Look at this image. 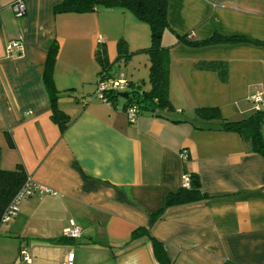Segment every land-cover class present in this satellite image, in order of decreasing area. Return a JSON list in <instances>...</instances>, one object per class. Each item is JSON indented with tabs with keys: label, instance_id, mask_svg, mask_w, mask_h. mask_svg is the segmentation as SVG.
<instances>
[{
	"label": "crops",
	"instance_id": "obj_1",
	"mask_svg": "<svg viewBox=\"0 0 264 264\" xmlns=\"http://www.w3.org/2000/svg\"><path fill=\"white\" fill-rule=\"evenodd\" d=\"M15 1L0 0V167L21 164L43 190L1 225L0 264H27L22 250L30 264H63L68 253L73 264H162L147 234L132 238L137 228L161 244L167 264H264V157L249 140L221 130L223 120L255 112V92L264 99V0H167L161 40L170 53L174 111L165 119L142 113L134 122L124 102L113 107L93 97L94 52L103 46L113 67L117 41L133 52L146 49L149 27L118 8L55 13L62 0H23L25 14L16 18ZM216 34L261 45L179 40ZM15 40L22 50L7 53ZM53 42L54 105L67 116L64 130L52 119L43 80ZM198 61L224 62L226 80L196 69ZM198 108H214L219 117L199 118ZM183 175L196 177L209 198L168 207L151 223ZM70 222L81 229L79 239L63 238Z\"/></svg>",
	"mask_w": 264,
	"mask_h": 264
},
{
	"label": "trees",
	"instance_id": "obj_2",
	"mask_svg": "<svg viewBox=\"0 0 264 264\" xmlns=\"http://www.w3.org/2000/svg\"><path fill=\"white\" fill-rule=\"evenodd\" d=\"M96 7L118 8L131 13L139 22L146 24L150 31V43L146 49L137 51L144 53L148 58V83L149 88L144 90L142 82L128 83V97L124 99L123 110L128 107H136L139 115L148 113L157 118L165 119L166 113L173 112L174 109L169 101V62L170 53L168 47L161 45L162 33L168 29L167 22V0H62L61 4L54 9L55 13H87L95 10ZM190 46H201L209 43H243L250 42L261 45L257 42H252L243 37H221L214 35L208 40L200 42H191L186 38H180ZM117 60L127 59L128 54L127 44L123 39L117 41ZM58 53V46L52 43L46 57L43 80L45 87L49 93L52 103V119L64 130L68 122L67 116L63 114L54 103L57 99L55 84L53 80V67ZM94 59L99 70L97 72V80H115L112 77L111 65L108 63L106 49L100 46L94 52ZM195 68L199 70L217 71L221 81L226 80V66L221 61H198L195 63ZM96 80V84H97ZM118 91H108L105 97L111 106H116L119 95ZM195 114L199 118L206 120L216 119L219 117L218 111L214 108L196 109ZM264 123V110L255 111L246 119L236 122L223 120L221 130L234 132L242 138L249 140L251 151L264 157V138L261 135V126ZM6 144L9 148H13V142L8 133L4 135ZM1 156V150H0ZM29 178L25 169L21 164H16L11 170H4L0 167V227L3 224V217L7 210L11 207L13 201L23 187L27 184ZM190 187L171 190L164 198L163 206L150 215L152 223L159 214L166 208L189 204L201 200L208 199L205 193L201 191L199 181L196 177L190 176ZM140 234H147V240L153 247L156 258L167 264L163 254L161 244L154 238L148 235V231L144 228H137L132 233V238L138 237ZM65 239L66 238L63 236ZM74 240V239H71ZM230 264V263H225Z\"/></svg>",
	"mask_w": 264,
	"mask_h": 264
},
{
	"label": "built area",
	"instance_id": "obj_3",
	"mask_svg": "<svg viewBox=\"0 0 264 264\" xmlns=\"http://www.w3.org/2000/svg\"><path fill=\"white\" fill-rule=\"evenodd\" d=\"M11 9L16 18H21L25 14V4L23 0H16L12 3ZM22 50V45L19 40L11 41L6 46L7 53H18ZM126 82L122 80H97L96 89L93 93V97L99 99L100 101L109 104L105 93L108 91H118L123 87H126ZM249 101L254 104L255 111H259L262 106H264V99H262L261 94L255 92L252 96L249 97ZM128 121L134 122L136 118L139 116V111L136 107H128L124 110ZM190 176L183 175L181 178V187L189 188L190 187ZM42 191L43 189L39 186L33 184L30 180H28L27 184L23 187V189L16 196L13 201L11 207L7 210L6 214L3 217V224H8L12 218L16 215L19 203L31 196L36 191ZM63 236L70 239H79L81 237L82 231L81 229L75 225L73 222H70L69 225L63 229ZM22 260L30 264L31 258L30 254L22 250L20 252ZM73 253H68L63 264H73Z\"/></svg>",
	"mask_w": 264,
	"mask_h": 264
},
{
	"label": "rangeland",
	"instance_id": "obj_4",
	"mask_svg": "<svg viewBox=\"0 0 264 264\" xmlns=\"http://www.w3.org/2000/svg\"><path fill=\"white\" fill-rule=\"evenodd\" d=\"M150 36V34H149ZM161 45L162 40L160 41ZM132 49V48H131ZM128 54L130 55L126 60L120 59L118 63H114L111 69V73L116 75L121 80H124L128 83H143L142 88L147 90L149 88L148 83V58L144 53L141 52H133V50H128ZM128 87H123L118 90V93L127 92ZM118 102L123 103L124 99L119 98Z\"/></svg>",
	"mask_w": 264,
	"mask_h": 264
},
{
	"label": "water",
	"instance_id": "obj_5",
	"mask_svg": "<svg viewBox=\"0 0 264 264\" xmlns=\"http://www.w3.org/2000/svg\"><path fill=\"white\" fill-rule=\"evenodd\" d=\"M118 95H119V98H121V99H126L128 97V93H126V92L119 93Z\"/></svg>",
	"mask_w": 264,
	"mask_h": 264
}]
</instances>
